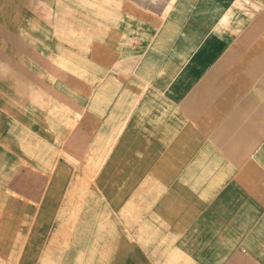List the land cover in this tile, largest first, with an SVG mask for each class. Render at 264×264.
Segmentation results:
<instances>
[{"label": "crops", "instance_id": "1", "mask_svg": "<svg viewBox=\"0 0 264 264\" xmlns=\"http://www.w3.org/2000/svg\"><path fill=\"white\" fill-rule=\"evenodd\" d=\"M20 163L8 264H264V0H0Z\"/></svg>", "mask_w": 264, "mask_h": 264}, {"label": "rangeland", "instance_id": "2", "mask_svg": "<svg viewBox=\"0 0 264 264\" xmlns=\"http://www.w3.org/2000/svg\"><path fill=\"white\" fill-rule=\"evenodd\" d=\"M32 167L38 169L39 165L35 164ZM16 168L17 172L11 174L12 178L7 177L8 173L0 172V205L3 204L5 209H9L8 214L10 216L13 213L12 204H17L16 206L19 207L28 204L36 210L40 199L38 194H34L38 193L41 186L39 172L34 170V168H32L33 171H30V166H25L23 163L17 164ZM27 191L32 192V194H25ZM9 231L13 232L12 228L6 226L0 227V264H8L7 260L2 259L8 252L14 249L17 257H20V254L22 255L25 249L23 243L24 236L20 238V241H16L15 243L12 236H7ZM16 262L18 263L19 260H16Z\"/></svg>", "mask_w": 264, "mask_h": 264}, {"label": "bare ground", "instance_id": "3", "mask_svg": "<svg viewBox=\"0 0 264 264\" xmlns=\"http://www.w3.org/2000/svg\"><path fill=\"white\" fill-rule=\"evenodd\" d=\"M54 54V53H53ZM142 82V81H141ZM150 84V83H149ZM90 134V133H89ZM68 143V142H67ZM58 158V157H57ZM59 163H61V162H59ZM32 169V168H31ZM87 172H88V170H87ZM41 178V177H40ZM41 188V187H40ZM27 190V189H26ZM35 192V191H34ZM92 200V199H91ZM92 202V201H91ZM94 202V201H93ZM17 205V204H16ZM26 214V213H25ZM111 219V218H110ZM94 235V234H93ZM98 239H100L99 237H98ZM103 240V239H102ZM105 242V241H104Z\"/></svg>", "mask_w": 264, "mask_h": 264}]
</instances>
